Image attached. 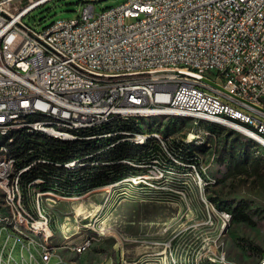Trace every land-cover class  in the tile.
Segmentation results:
<instances>
[{
  "label": "built area",
  "instance_id": "1",
  "mask_svg": "<svg viewBox=\"0 0 264 264\" xmlns=\"http://www.w3.org/2000/svg\"><path fill=\"white\" fill-rule=\"evenodd\" d=\"M19 1L0 0V129L18 117L52 128L47 112L82 128L98 117H118V107H131L135 114V108L145 113L178 104V112L188 110L189 118L218 126L230 122L231 129L264 142L249 135L247 126L231 123V116H238L247 125L264 126V0H126L100 12L87 2L78 16L58 18L42 30L23 18L47 0ZM132 6H139V15H132ZM147 64H154V72H146ZM82 73H91V80H82ZM84 93H91V100H84ZM33 109H42V116H33ZM149 131L117 141L140 145ZM61 133L65 138L69 131ZM174 139L202 140L196 132L157 138L141 163H123L126 179L118 173L117 185L105 183L87 193L113 189L119 200H180L188 206L198 199L199 206L190 204L193 212L205 211L214 230L220 217L230 222L232 213L217 209L207 196L215 183L204 156L188 157L187 163L169 160ZM160 144H168V152H161ZM30 163L35 160L0 165V189L13 194L9 212L22 216V223L0 224V264L13 263V230L22 235L20 248L28 249L25 264H51L54 255L53 264H65L59 248H47L57 226L42 201L45 178L22 180ZM150 163H157L158 171H150ZM134 168L145 169V176L134 177ZM5 170L13 171L12 179H4ZM20 191H27V200H20ZM0 216L7 214L0 210ZM212 258L227 264L223 254Z\"/></svg>",
  "mask_w": 264,
  "mask_h": 264
},
{
  "label": "rangeland",
  "instance_id": "2",
  "mask_svg": "<svg viewBox=\"0 0 264 264\" xmlns=\"http://www.w3.org/2000/svg\"><path fill=\"white\" fill-rule=\"evenodd\" d=\"M125 1L47 0L23 20L42 30L58 18L78 16L87 2L94 3L96 12H100ZM26 2L20 0L19 4ZM170 116L140 117L138 122L144 130H159L168 136L170 132L179 136H190L193 132L201 135L202 140L193 141L185 157L188 160L204 156L212 174L211 183H215L207 189V196L217 209L232 213L230 222L227 220L224 225L220 217L214 230L205 211L193 212L190 204L199 206L198 199H193L189 207L180 200L162 202L127 197L119 200L113 189L94 190L81 197L45 194L43 201L53 211L50 213L57 226L53 243L73 256V261L82 258L83 264H219L212 257L221 254L227 264H257L261 259L264 146L230 127ZM208 130L214 131V135L207 134ZM243 215L248 219H243ZM90 239L83 253L72 251V247ZM21 244L16 243L12 264H25L28 250L20 248ZM54 261L55 257L51 264Z\"/></svg>",
  "mask_w": 264,
  "mask_h": 264
},
{
  "label": "bare ground",
  "instance_id": "3",
  "mask_svg": "<svg viewBox=\"0 0 264 264\" xmlns=\"http://www.w3.org/2000/svg\"><path fill=\"white\" fill-rule=\"evenodd\" d=\"M132 15H139V6H132ZM146 72H154V64H147L146 65ZM82 80H91V73H82ZM84 100H91V93H84ZM171 112H178V104H168L167 109L166 108H158L157 111H147L145 113H142V108H135V114L133 112H131V107H118V117L117 116L98 117L96 122L85 123L82 126V128L80 126H72L71 123H64V122L56 121L57 112H47V122H52V128H48L47 125H42V124H33L32 125V119H26V117H18L16 124H14L13 126H10L9 128L0 129V165L9 164L11 162V159H12V162H19V161L25 160V154L19 155L18 149L20 147L15 146L18 137L24 133H25L24 135L26 136V133H32L33 134V132H40V133H43V134H46V135H49V136H52L55 138H59L62 140H67V141L68 140H74V139L79 138L78 134H79L80 130H87L88 131L91 129L94 130L96 128L102 129L107 124H110L114 120L115 117H117L121 121H123V123L124 122L127 123L128 127L123 128V129H119V130H114V131L108 132V133L106 132V134H104V135L105 136H117L118 140H120V137H122L123 135L132 134V133H135L137 131H143L144 130L138 122L140 117H146V116H151V115L170 116ZM33 116H42V109H33ZM177 116L189 117V112H188V110H181L180 112L177 113ZM231 123H238V126H247V132L249 135H256V136L264 137V126L247 125V119H238V116H231ZM222 126L230 127V122H223ZM67 131H69V133H65V138H63V133H61V132H67ZM90 137H96V135H93V136L88 135L87 136V138H90ZM157 138L171 139V136H168L167 134H164L163 132H161L159 130L149 131L148 139L145 142H140V146L143 147L142 153L135 158H129V157L123 158V159H121L120 162L125 163L128 161V163H141L142 159H145V155L148 152H150V150L154 147V142L156 141ZM255 141H257L258 143H260L261 145L264 146V142H261V140H255ZM192 142L193 141L186 143L180 139H174V142H170V150L171 151H169V160L171 162L187 163L188 160L186 159L185 155L190 152ZM25 145H27V144H25ZM30 151L32 154L34 149H30L29 152ZM160 151L161 152H168V144H160ZM195 157H197V156H195ZM47 160H48V158H47ZM72 163H76V161L73 160ZM34 165H35V163H30L31 172L22 173V180H31L32 175L43 176L42 173H40L41 169L39 171H37V170L35 171L33 169ZM65 165L69 166V164H67V163ZM150 171H158V164L157 163H150ZM117 174H118L117 172H112L110 175L116 177ZM142 176H145V169L134 168V177H142ZM79 177H81V176H79ZM12 178H13V171L12 170H5L4 171V179H12ZM119 179H126V172L124 173L123 176H121V173H120ZM57 183L59 184V182H57ZM106 185H108V186L117 185V179L111 183L106 184ZM44 186L45 187H57V185H55V184L54 185L52 184L50 186L47 185L46 179H44ZM46 190H48V191L42 192V201H43V195H45V194H54V195H59V196L62 194V193L61 194L56 193L53 190H49V189H46ZM0 191H1V193H0L1 214H7V216H0V224H2V225H16L17 223H22V216L17 215V212H9V209L12 208V206H13V194H8V189H0ZM63 194H65V193H63ZM86 194H88V193H86ZM20 200H27V191H20ZM222 218L224 221V225H226L227 220H229V218H227V217H222ZM48 219L54 220V218L50 212H48ZM13 238L15 240V245L17 242H22V235L20 234V230H13ZM89 241L90 240H87V241L79 244L74 249L80 250L79 253L83 252L86 249V247L88 246ZM47 248H58V246L54 245L53 240H50V241H47ZM22 249H24V248H22ZM25 249H27V248H25ZM22 255L24 256L23 251H22ZM13 258H15L14 254H10V262H11V259H13ZM23 258L25 259V257H23ZM257 264H264V255L261 257V259L258 261Z\"/></svg>",
  "mask_w": 264,
  "mask_h": 264
},
{
  "label": "trees",
  "instance_id": "4",
  "mask_svg": "<svg viewBox=\"0 0 264 264\" xmlns=\"http://www.w3.org/2000/svg\"><path fill=\"white\" fill-rule=\"evenodd\" d=\"M118 119L119 118L115 117L110 124H107L102 129L96 128L88 131L80 130L78 134L79 138L68 141L40 132H33V134L26 133V136L24 133L18 137L15 146L20 147L18 149L19 152L17 151L19 155L26 154L30 149H34L32 154H27V157H25L26 163L35 160L33 169L35 171L43 169L42 171L40 170V173H42L43 177L46 179L47 185H57V187H47L44 189L53 190L56 193H65L71 196H80L94 187L115 181L117 176H111L110 174L112 172L121 173V176H123L125 172L121 171L124 170L126 166L120 162L121 159L128 157L135 158L142 153L143 147L140 145L126 142L118 143L117 136L104 135L106 132L108 133L128 127L127 123H123V121ZM88 135H96V137L87 138ZM39 158H44L45 160L48 158V160L39 161ZM73 160L76 161L75 165H65L67 162ZM256 167L258 169L261 167L259 162L256 164ZM56 181L59 182V184ZM43 191L45 192L48 190ZM242 218L245 220L248 219L246 215H243Z\"/></svg>",
  "mask_w": 264,
  "mask_h": 264
},
{
  "label": "crops",
  "instance_id": "5",
  "mask_svg": "<svg viewBox=\"0 0 264 264\" xmlns=\"http://www.w3.org/2000/svg\"><path fill=\"white\" fill-rule=\"evenodd\" d=\"M59 248V247H58ZM74 248V247H73ZM87 249V248H86ZM85 249V250H86ZM75 250V249H74ZM84 250V251H85ZM83 251V252H84ZM82 252V253H83ZM58 254L59 255H62L63 256V262L65 263V264H83V263H85V262H83V261H85V260H83L82 258L81 259H79V258H76L74 261L72 260L74 257L73 256H70V254H68L66 251H64V250H59L58 251ZM77 254H81V253H77ZM58 255H54L53 257H52V260H53V258L55 257L56 258V261H58V257H57ZM56 261H54V262H56Z\"/></svg>",
  "mask_w": 264,
  "mask_h": 264
}]
</instances>
